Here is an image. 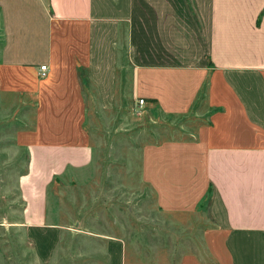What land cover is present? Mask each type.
Wrapping results in <instances>:
<instances>
[{
  "label": "crops",
  "instance_id": "crops-1",
  "mask_svg": "<svg viewBox=\"0 0 264 264\" xmlns=\"http://www.w3.org/2000/svg\"><path fill=\"white\" fill-rule=\"evenodd\" d=\"M0 94L34 109L17 225L39 261L64 232L51 189L94 160L88 106L143 98L121 129H196L197 143L148 146L165 151L147 179L163 207L210 190L200 246L170 264H264V0H0ZM107 250L109 264H166L125 236Z\"/></svg>",
  "mask_w": 264,
  "mask_h": 264
},
{
  "label": "rangeland",
  "instance_id": "rangeland-1",
  "mask_svg": "<svg viewBox=\"0 0 264 264\" xmlns=\"http://www.w3.org/2000/svg\"><path fill=\"white\" fill-rule=\"evenodd\" d=\"M120 73L122 77L129 76V70ZM128 89L126 85L120 87L124 94ZM136 102L125 100L117 109L102 111L97 104L88 106L91 113L86 118V130L93 145L94 160L74 183L59 182L56 189H51L57 193V222L64 226V232L51 260L41 262L17 225L22 210L18 178L27 167L25 141L35 130L30 129L27 117L34 116V109L32 104L22 109L23 103L4 102L0 94L3 264H109L107 240L110 236H125L145 254L139 255L140 258L155 256L166 264H170L172 256L176 259L190 248L200 246L203 228L208 222L204 213L210 190L193 206L185 202L179 212L173 205L163 207V198L158 197L156 186H163V182L147 180L150 174L151 178L161 177L162 166L152 163L155 156L162 159L165 152L148 146L168 140L175 145L183 140L197 143L196 129H138V126L121 129L123 123H130L134 115H139ZM169 122L175 127L187 124L185 117L171 118ZM177 154L178 150L174 151ZM148 159L151 165L147 164Z\"/></svg>",
  "mask_w": 264,
  "mask_h": 264
},
{
  "label": "built area",
  "instance_id": "built-area-1",
  "mask_svg": "<svg viewBox=\"0 0 264 264\" xmlns=\"http://www.w3.org/2000/svg\"><path fill=\"white\" fill-rule=\"evenodd\" d=\"M47 65H45V64H43V65H40V70H39V74H40V76L41 77H45L46 75H47ZM144 103H145V100L143 99V98H139L138 100H137V108L138 109H141L142 108V106L144 105Z\"/></svg>",
  "mask_w": 264,
  "mask_h": 264
}]
</instances>
